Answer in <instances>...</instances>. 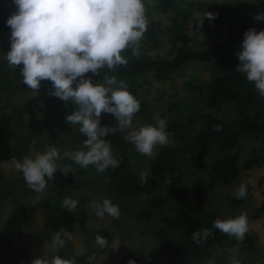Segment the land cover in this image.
I'll return each instance as SVG.
<instances>
[{
    "label": "trees",
    "instance_id": "obj_1",
    "mask_svg": "<svg viewBox=\"0 0 264 264\" xmlns=\"http://www.w3.org/2000/svg\"><path fill=\"white\" fill-rule=\"evenodd\" d=\"M193 8L203 14L213 13L216 17L212 21L203 17L201 21L194 24V29L204 35H210L219 30L220 37L225 38L224 42L200 50L192 48V38L186 33V28L193 16ZM154 9L169 15L170 25L166 31L170 34V43L175 47L173 51L172 49L169 51L170 57H151L140 47L139 55L134 56L130 46L121 52V55L128 61L126 67L117 66L115 70L110 71L105 66L99 70V76L86 73L85 78L91 77L93 83H102L106 75L115 73L117 79H127L128 91L140 102V111L136 115L141 117L143 125L145 123L154 125L146 115L148 112L146 102L140 99L137 79L141 78L144 73L151 72L156 79L164 81L173 71L189 61L211 63L215 75L208 82L199 85L188 81L185 87L202 97L208 108H219L223 104L232 105L236 119L226 120L223 117L201 113L190 115L183 123H166L165 130L171 134L172 142L164 147H156V155L149 163L150 175L146 176L143 183H141V176L130 168L126 160L119 161L117 168L109 167L104 172L106 191L120 195L152 194L159 190L160 181L166 182L167 197L169 196L168 199L173 204V209L161 217V226L154 233L158 248L166 259L163 264L183 261H187L186 264H197L192 259L204 260L208 258L214 247L232 246L238 241L235 237L212 227L215 219H223L219 214L203 209L204 199L219 185L225 186L236 181L241 167L250 169L258 163L248 160L240 165L239 156L233 150L241 137L252 136L256 139L264 137V97L258 94L254 84L247 81L245 74L235 70L240 64L236 53L242 50L243 34L250 29L239 7L220 4L214 0L180 6L175 0H157ZM157 27L155 23L148 24L147 31L143 35L145 43L153 49L159 45V28ZM255 30L257 32L264 30V21ZM10 34V27L0 22V43L6 53L10 50ZM5 40L9 42L6 43ZM231 48L238 51L232 52ZM21 67L9 68L6 60L0 61V96L2 93L15 92L20 86L31 90L22 83ZM50 88V81H42L38 90L46 97L44 105L47 117L44 124L47 130L66 132L67 139L64 143L68 142L71 146L77 147V150L82 149L86 137L78 131V125L67 124L65 121V116L75 110L74 105L50 95ZM40 108L41 103L31 98L14 111L34 118ZM175 108L177 105L170 107L172 111ZM100 120L101 126L116 127L106 118L105 113L101 114ZM195 123L197 125L193 129ZM217 127L219 130H215ZM104 139L111 146H133L123 139L119 131L115 134L110 132ZM84 150L87 151V149ZM25 152L23 145L0 141V162L10 163L13 157L20 161ZM212 152L216 155L211 165L204 164V158ZM184 155L194 157L200 164L199 170L210 166L208 184L201 183L199 180L195 181L193 201L187 194V187L178 167L179 160ZM54 176L57 178L56 186L46 194L44 200H39V205L43 209L41 227L26 228L24 232L23 229L30 219L29 209L23 199L14 196V192L19 191L24 194V197L34 192L26 185L24 178L15 184L3 183L0 176V207L7 201L14 205L0 227V264H32L34 259L43 256L38 249L33 248L35 245L51 240L54 234L61 229L73 236L76 225L83 224L86 217L83 200H78L76 208L71 212L63 207V200L65 196L68 197L71 185L75 183L73 174L68 170V174L65 175L58 170ZM241 203V199L235 198L230 201L229 205L238 207ZM262 215H264V202L257 208L256 216ZM151 216L150 211L144 210L137 213L135 219L137 221L149 220ZM204 229H211L212 235L201 240L200 243H195L191 234L193 232L202 234ZM87 235L94 241L98 235L105 238L107 242L111 239L110 234L103 229L87 232ZM248 247L253 249L250 239ZM71 248V240L65 238V246L58 248L51 257L58 255L62 259L73 260L74 264L82 263V258L74 256ZM130 259L134 260L135 264H139L129 255L123 258V264H127Z\"/></svg>",
    "mask_w": 264,
    "mask_h": 264
},
{
    "label": "rangeland",
    "instance_id": "obj_2",
    "mask_svg": "<svg viewBox=\"0 0 264 264\" xmlns=\"http://www.w3.org/2000/svg\"><path fill=\"white\" fill-rule=\"evenodd\" d=\"M213 0H175L180 5H196ZM217 3L231 4L239 7L244 14L250 29H255L263 21H257L254 17L259 13H264V0H214ZM157 0H151V4L146 0V17L148 24L155 23L159 28V45L153 49L145 43L143 36L139 42V47L145 50L151 57L159 56L169 58V51L174 50V44L169 41V32L166 28L170 25L169 15L154 9ZM16 11L13 0H0V22L6 23L12 13ZM193 16L190 18L186 33L192 38L191 46L194 49H205L224 42L225 38L220 37L219 30L210 35H204L194 29V24L201 21L203 13L192 9ZM225 33V32H224ZM8 43V40H5ZM232 52L238 50L231 48ZM0 43V61H5ZM115 74V73H114ZM113 73L108 75H114ZM215 72L211 63H201L189 61L170 74L167 80L156 79L151 72H146L141 78L137 79L140 99L146 102L148 107L147 117L153 121V114L159 113L160 118L165 119L166 123H183L193 114H211L223 117L226 120L236 119V113L232 105L223 104L219 108H208L205 101L195 92L186 89L185 83L193 81L199 85L205 84ZM119 80V79H118ZM121 80V79H120ZM123 81L128 83L127 79ZM103 83V82H102ZM0 141L10 144L25 146L24 157L34 158L36 154L43 153L46 146L55 147L63 155L64 152L76 151L77 147L71 146L68 142L66 132L48 131L44 124L47 117L45 110L44 95L38 91L35 96L31 90L22 88L10 94L2 93L0 96ZM35 98L41 103V108L36 112L34 118L25 113H16L14 109L21 107L27 100ZM177 105L172 111L170 107ZM106 114V118L117 126L116 119L111 114ZM198 123V122H197ZM194 124V127L197 125ZM143 125L140 116L136 115L133 119V127L127 131L138 129ZM199 125V124H198ZM121 133V132H120ZM127 132L121 133L123 139ZM125 140V139H124ZM126 141V140H125ZM213 148V147H211ZM210 148V149H211ZM114 158L118 161L126 160L130 168L139 176L141 173L150 175L149 163L153 157L140 154L135 147L111 146ZM156 148L154 149L156 153ZM239 156L240 165L245 161H257L250 169L241 167V172L236 181L229 185H219L212 190L204 199L203 209L217 213L223 220H228L246 213L248 217V231L242 241H237L235 245L226 247H214L208 258L204 260L192 259L197 264H230L232 259H236L240 264H264V215H257V208L264 202V137L254 138L241 137L237 146L233 150ZM215 153L206 155L203 162L211 165ZM60 168H66L74 177V184L68 194L73 200H83L86 217L83 224H77L75 233L72 236V253L76 257L82 258L79 264H123L125 256H132L139 264L165 263V257L158 248V243L154 239V233L161 226V217L171 212L173 204L167 197V183L160 181V188L152 194L120 195L115 192H107L104 173H98L94 166L90 165L83 169L70 159L58 160ZM199 162L194 157L184 155L178 163L179 171L182 173L183 181L187 187V194L193 201L195 192V181L208 184L210 166L199 170ZM0 176L3 183H18L23 179L21 172L10 167V163L0 162ZM241 183L247 185V195L242 198V203L238 207L229 205L235 199V191ZM57 178L54 176L49 181L43 194L32 193L26 195L15 191V197L23 199L29 209L30 219L25 225L24 230L30 227H41L43 221V209L39 205V200H44L46 194L56 186ZM20 194V195H19ZM37 196L40 198L37 199ZM66 197V196H65ZM108 198L119 206L120 217L114 219L107 214L101 219L95 215L92 204H100L103 199ZM13 204L9 201L0 207V227L3 225L7 216L13 209ZM148 210L152 216L149 220L137 221V213ZM107 231L111 239L107 246L101 248L96 242L87 235V232L98 230ZM251 240L253 249L248 247V240ZM53 238L47 242H39L33 247L38 249L42 255L51 257L58 248L53 246ZM192 262V263H193ZM187 261L175 264H186ZM191 263V262H188Z\"/></svg>",
    "mask_w": 264,
    "mask_h": 264
},
{
    "label": "clouds",
    "instance_id": "obj_3",
    "mask_svg": "<svg viewBox=\"0 0 264 264\" xmlns=\"http://www.w3.org/2000/svg\"><path fill=\"white\" fill-rule=\"evenodd\" d=\"M147 3L151 4V0ZM13 4L16 11L6 21L11 29L10 50L4 55L8 67L22 66V83L35 96L41 82L50 81L49 94L75 107L65 116L66 123L78 125V131L86 137L82 149L63 155L55 147L46 146L42 154L24 157L22 162L13 157L10 167L22 173L31 190L43 194L58 170L67 175L68 170L57 164L64 158L83 169L92 165L98 173H104L109 167L117 168L119 161L114 158L110 143L104 139L110 132H127L124 139L148 157L156 155L154 149L157 146L164 147L172 142L171 134L165 130L166 120L160 118L159 113L153 114L155 125L145 123L127 131L133 127L140 102L130 94L125 81L118 80L115 75H106L103 83H93L91 77L85 78L86 73L99 76V70L105 66L110 71L117 66L126 67L128 61L121 52L130 46L132 54L139 55V42L148 28L146 0H13ZM203 17L209 21L216 18L209 12ZM254 19L264 21V13L257 14ZM241 47L242 50L236 53L240 64L235 70L245 74L247 81L264 97V30H247ZM102 113L111 114L117 126H101ZM145 180L146 173H141V183ZM246 195L247 185L241 183L235 198L242 199ZM76 206V200L64 198L63 207L69 212ZM91 207L101 219L105 214L114 219L120 217L119 206L108 198ZM212 227L242 241L248 231V217L241 213L228 220L217 218ZM211 235V229H204L202 234H191L195 243ZM65 238L71 240V233L64 229L56 232L53 246L63 248ZM95 242L101 248L107 246V240L99 235ZM32 264H74V261L58 255L51 258L43 255ZM127 264H135V261L130 259ZM230 264L240 262L232 259Z\"/></svg>",
    "mask_w": 264,
    "mask_h": 264
}]
</instances>
